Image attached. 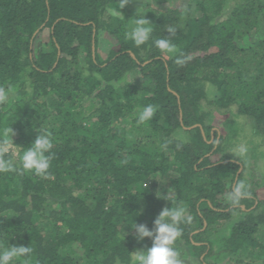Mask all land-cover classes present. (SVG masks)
I'll use <instances>...</instances> for the list:
<instances>
[{
  "label": "trees",
  "instance_id": "1",
  "mask_svg": "<svg viewBox=\"0 0 264 264\" xmlns=\"http://www.w3.org/2000/svg\"><path fill=\"white\" fill-rule=\"evenodd\" d=\"M179 1L0 0L5 158L19 168L37 135L53 141L49 175L0 172V249H33L12 264H131L151 240L128 226L153 229L178 202L192 217L174 244L182 264H264V176L228 152L237 118L264 139V0ZM142 16L153 32L136 46L126 33ZM238 181L250 195L233 205Z\"/></svg>",
  "mask_w": 264,
  "mask_h": 264
},
{
  "label": "clouds",
  "instance_id": "2",
  "mask_svg": "<svg viewBox=\"0 0 264 264\" xmlns=\"http://www.w3.org/2000/svg\"><path fill=\"white\" fill-rule=\"evenodd\" d=\"M121 4V8H123ZM153 32L152 23L144 16L134 20L130 31L126 33L127 38L134 42L136 46L146 43ZM155 46L168 55H176L177 48L166 38L155 41ZM9 89L0 87V103L7 100ZM153 105L149 104L140 110L138 122L144 123L152 119L155 113ZM5 139L0 142V172L24 171L32 172L36 175H49L48 169L53 159L51 149L53 147L52 133L45 131L36 136L30 146L26 147L20 156V167L5 156L12 147V130H4ZM247 151L241 148V154ZM248 185L244 181L234 184L230 196L231 203L238 205L242 198L249 196ZM168 199L167 197H162ZM192 217L188 214L187 208L180 202L176 206L163 208L153 221V229L147 225L134 222L128 226L135 232V239L140 242L148 237L151 240L150 247H144L131 253V264H182L180 253L175 249L174 244L183 234L181 224L191 223ZM33 249L30 245L24 244L9 245L8 248L0 249V264H12L14 260H19L31 255Z\"/></svg>",
  "mask_w": 264,
  "mask_h": 264
},
{
  "label": "rangeland",
  "instance_id": "3",
  "mask_svg": "<svg viewBox=\"0 0 264 264\" xmlns=\"http://www.w3.org/2000/svg\"><path fill=\"white\" fill-rule=\"evenodd\" d=\"M176 3H180L179 0H173V4L175 5ZM100 39H101V34H100ZM100 47L98 48V52L101 56L102 59L106 57V52L103 50L105 49V43L103 40L100 41ZM223 110H217L213 109L211 111L212 113V121H220L223 120L224 118L230 117L228 113H223ZM222 112V113H221ZM237 122H240L241 130L238 132L236 135H232L229 138L228 141V152L229 155L234 156L236 158H242L245 161V164L248 169L252 168L254 169L255 173L257 174L258 177L264 176V139L263 137L259 135H251L249 132V124L247 123L246 118H237ZM214 122V121H213ZM226 130H223V133H226ZM249 132V133H248ZM246 148L247 151L243 154H241L240 149L241 148ZM250 148H253L255 150L256 155H258L257 159L255 162H252L250 159L249 151ZM262 153V154H261ZM253 164V166H251ZM250 167V168H249ZM250 172V170H247ZM162 193H168L170 192V185L168 178L165 176H161L158 182L157 186ZM257 193L259 198H264V183H262L261 187L257 188ZM185 261H188L185 259ZM230 262V261H229ZM229 264H234L233 262H230ZM254 264H257L254 262Z\"/></svg>",
  "mask_w": 264,
  "mask_h": 264
}]
</instances>
